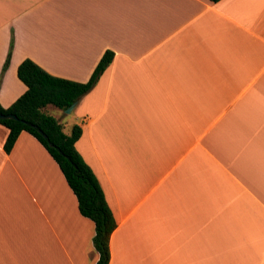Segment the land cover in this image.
<instances>
[{"label":"crops","instance_id":"obj_1","mask_svg":"<svg viewBox=\"0 0 264 264\" xmlns=\"http://www.w3.org/2000/svg\"><path fill=\"white\" fill-rule=\"evenodd\" d=\"M106 50L63 130L81 124L116 220L108 264H264V0H0V104L26 90L25 58L86 82ZM7 134L0 264H95L57 162Z\"/></svg>","mask_w":264,"mask_h":264},{"label":"trees","instance_id":"obj_2","mask_svg":"<svg viewBox=\"0 0 264 264\" xmlns=\"http://www.w3.org/2000/svg\"><path fill=\"white\" fill-rule=\"evenodd\" d=\"M113 55L111 50H106L86 82L52 75L33 60L25 58L18 65L17 75L26 85V90L8 107L0 104L1 113H14L18 117L0 118V123L8 128L4 149L7 152L11 150L21 131L36 137L57 162L76 195L80 213L94 222L93 244L98 252L95 264L109 263V239L117 223L98 178L76 149L75 142L82 133L81 124H74L66 133L62 123L45 108L54 105L64 110L87 93L112 61ZM9 57L10 52L3 70L9 63Z\"/></svg>","mask_w":264,"mask_h":264},{"label":"rangeland","instance_id":"obj_3","mask_svg":"<svg viewBox=\"0 0 264 264\" xmlns=\"http://www.w3.org/2000/svg\"><path fill=\"white\" fill-rule=\"evenodd\" d=\"M46 110L52 114L53 116H55L57 119H60L61 122L63 123L62 125H64L65 127V131L68 130L69 128V124L72 120L73 114L72 113H65L64 110L53 106V105H47L46 106Z\"/></svg>","mask_w":264,"mask_h":264},{"label":"water","instance_id":"obj_4","mask_svg":"<svg viewBox=\"0 0 264 264\" xmlns=\"http://www.w3.org/2000/svg\"><path fill=\"white\" fill-rule=\"evenodd\" d=\"M77 102H78V99L74 100L67 108L64 109V111L66 113H70L72 111V109L75 107V105L77 104ZM0 118L1 119H3V118L18 119L17 115L14 113L4 114L1 112H0ZM39 131L42 132L41 130H39ZM44 136H45V134H44ZM50 145H52V143H50Z\"/></svg>","mask_w":264,"mask_h":264}]
</instances>
